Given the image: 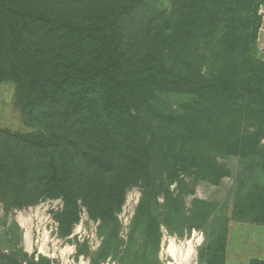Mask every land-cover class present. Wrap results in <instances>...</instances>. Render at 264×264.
Returning a JSON list of instances; mask_svg holds the SVG:
<instances>
[{"label":"trees","instance_id":"1","mask_svg":"<svg viewBox=\"0 0 264 264\" xmlns=\"http://www.w3.org/2000/svg\"><path fill=\"white\" fill-rule=\"evenodd\" d=\"M146 1L7 0L1 8L8 44L0 47V82L15 83L25 119L42 133L12 138L16 146L25 142L27 150L0 158L1 165L26 172L27 179L42 187L35 195L16 194V205L34 203L42 195L63 197L59 222L70 228L79 219V199L89 209L113 212L120 210L131 185L142 183L145 199L149 191L155 200L168 182L166 199L169 184L182 175L216 176L210 151L245 153L249 143L244 141L254 136L242 135L234 120L250 115L262 119L264 62L249 59L240 68L231 57L240 46L244 51L249 47L250 22L240 26L237 17L256 0H171L172 6L161 12L155 37L128 38L126 21ZM223 25L231 31L225 39L220 37ZM198 39L201 46H211L210 51L205 48L208 61L185 68L167 63L170 51L177 47L182 52ZM220 45L224 51H218ZM239 58L245 55L239 53ZM175 61H180L178 52ZM169 94L192 95L203 110L165 113L156 101ZM76 156L91 163L106 158L111 171L120 164L121 172L108 174V182L103 176L106 187H100L85 178L86 161L76 180ZM155 165L165 175L159 190L149 188ZM180 216L188 221L182 211Z\"/></svg>","mask_w":264,"mask_h":264},{"label":"rangeland","instance_id":"2","mask_svg":"<svg viewBox=\"0 0 264 264\" xmlns=\"http://www.w3.org/2000/svg\"><path fill=\"white\" fill-rule=\"evenodd\" d=\"M6 2L0 0V12ZM172 4L171 0L138 4L124 26L126 36H154L162 26L161 12ZM237 18L241 20L240 26L245 20L250 22L249 47L244 51L240 46L231 57L232 62L239 63L240 68L245 60L264 62V0H256L248 12ZM1 26L2 23L0 47L4 48L8 42ZM240 33L245 37V30ZM230 34L224 26L220 37L225 39ZM190 47L182 52L177 47L170 51L167 63L185 68L184 64L209 60L210 45L203 47L198 39ZM176 51L179 62L175 61ZM218 51H224V46L220 45ZM239 53L245 58H239ZM196 100L192 95H160L156 106L168 114L203 110ZM250 116L234 120L242 135L254 136L244 141L249 143L245 153H208L209 161L217 169L212 179L191 171L169 184L171 194L165 199L168 182L160 189L165 175L155 165L149 187L160 189L155 200L149 191L145 199L146 187L142 183L128 187L120 210L113 212L89 209L79 199V219L68 234L70 228L59 222L65 208L63 197L42 195L34 203L16 205V194L35 195L42 187L27 179L26 172L21 175L22 171L0 164V264H264V259L254 258L255 246H264V115L260 121ZM0 133L4 135L0 136V158L6 160L19 149L27 150L25 142L16 146L12 138L42 134L36 124L25 119L11 80L0 82ZM86 161L89 163L82 169L85 178H91L92 184L98 183L100 187H106L108 174L121 172L120 164L111 171L112 163L106 158L91 163V159L76 156L72 159L76 180H80L78 167ZM59 162L62 160L57 159L56 163ZM103 176L108 177L107 182L101 183ZM181 211L187 222L180 216ZM193 212L196 214L192 217L189 213ZM189 226L193 229L189 230Z\"/></svg>","mask_w":264,"mask_h":264},{"label":"crops","instance_id":"3","mask_svg":"<svg viewBox=\"0 0 264 264\" xmlns=\"http://www.w3.org/2000/svg\"><path fill=\"white\" fill-rule=\"evenodd\" d=\"M255 248H256V250H255L254 258L264 259V246L263 247H258L256 245Z\"/></svg>","mask_w":264,"mask_h":264}]
</instances>
